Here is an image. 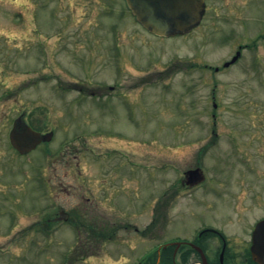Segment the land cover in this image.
<instances>
[{
	"label": "rangeland",
	"instance_id": "rangeland-1",
	"mask_svg": "<svg viewBox=\"0 0 264 264\" xmlns=\"http://www.w3.org/2000/svg\"><path fill=\"white\" fill-rule=\"evenodd\" d=\"M136 24L123 0H0V264H131L159 238L132 250L128 223L153 225L177 204L167 214L188 208L178 220L196 227L212 220L210 188L237 194L246 180L253 193L264 172V0H207L201 25L171 39ZM110 86L116 96L92 97ZM23 114L54 132L28 155L9 141ZM195 167L210 183L182 190ZM60 208L97 215L118 237L82 254L85 231L79 243L64 221L52 238L36 235Z\"/></svg>",
	"mask_w": 264,
	"mask_h": 264
},
{
	"label": "flooded vegetation",
	"instance_id": "flooded-vegetation-1",
	"mask_svg": "<svg viewBox=\"0 0 264 264\" xmlns=\"http://www.w3.org/2000/svg\"><path fill=\"white\" fill-rule=\"evenodd\" d=\"M244 181L245 187L237 194V190L230 192L232 190L229 188H210L205 194L209 203L204 206L212 220L205 224L199 223L196 227L172 219L174 215H168L166 212L168 206H165L162 209V220L158 225L160 238L157 249L158 264H264V172H257L253 193L248 187L246 188V180ZM189 190L193 192L198 189L189 188ZM232 199L239 201L231 204ZM87 201L91 202L89 198ZM245 201L253 203L254 215H249L250 203H244ZM220 208L225 209V212L217 213ZM93 210L95 211V208ZM70 217L69 212L58 209L55 216L48 219L49 225L69 221ZM95 217L94 222L90 217V222L91 225H95L97 240L102 237V226L101 220L97 215ZM71 222L75 224V220ZM129 227L132 228L131 234L138 236L144 242L149 240L150 234L156 229V227L151 228L150 222L144 225L130 223ZM89 230L92 232L90 226ZM254 233L255 252L253 253L251 249ZM90 237L85 236L86 243L92 242ZM132 249L134 250V244ZM146 255L145 251L143 260ZM136 264H145V262L138 261Z\"/></svg>",
	"mask_w": 264,
	"mask_h": 264
},
{
	"label": "water",
	"instance_id": "water-1",
	"mask_svg": "<svg viewBox=\"0 0 264 264\" xmlns=\"http://www.w3.org/2000/svg\"><path fill=\"white\" fill-rule=\"evenodd\" d=\"M137 20L148 30L160 36L186 34L197 27L204 15V0H126ZM238 57H235L234 62ZM51 134L42 137L21 119H18L10 133L15 149L26 154L35 149L41 141H49ZM200 169L189 171L190 180L198 182ZM254 250V247H253Z\"/></svg>",
	"mask_w": 264,
	"mask_h": 264
}]
</instances>
